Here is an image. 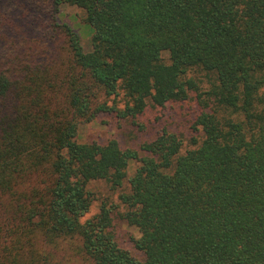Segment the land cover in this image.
<instances>
[{
  "label": "trees",
  "instance_id": "obj_1",
  "mask_svg": "<svg viewBox=\"0 0 264 264\" xmlns=\"http://www.w3.org/2000/svg\"><path fill=\"white\" fill-rule=\"evenodd\" d=\"M42 2L48 42L0 0V264H52L38 246L62 244L88 264H264V0ZM64 5L85 11L90 52ZM176 108L190 140L162 130L144 155L78 141L102 115L145 130ZM126 180L143 259L117 241V206L90 216L91 185Z\"/></svg>",
  "mask_w": 264,
  "mask_h": 264
},
{
  "label": "rangeland",
  "instance_id": "obj_2",
  "mask_svg": "<svg viewBox=\"0 0 264 264\" xmlns=\"http://www.w3.org/2000/svg\"><path fill=\"white\" fill-rule=\"evenodd\" d=\"M1 2L3 9L9 14H13L19 21L22 29L21 36L36 37L38 39L44 38L45 41H50L52 36L48 35V28L54 16H52L49 10V5H46L42 0H1ZM85 18L86 13L84 10L70 5L62 6L57 14L59 24L72 28L81 36L84 50L88 53L92 50L91 39L93 28L85 22ZM50 44L53 50L57 52V42L52 40ZM164 56L167 58L166 54ZM188 119L187 110L178 109L175 112L170 111L159 124L142 130L133 121H120L114 115H102L94 122L81 125L78 141L80 143H106L109 140L115 139L122 148L134 149L139 151L141 155H144L141 152V146L145 142L153 140L162 130L183 135L187 140H190L192 134H190L187 124ZM189 144V141L185 142V147H189ZM137 166V163L131 164L128 170V177L134 174ZM91 189L96 193L98 200L94 202L90 216L99 212L101 201L107 202L109 207L111 205L117 206L118 208L113 214L112 228L117 241L122 248L143 259V253L138 251L134 245V241L140 238L139 231L129 226L120 217V214L125 212V207L120 203L119 195L122 192L128 191V180H126L124 188L117 191L111 190L110 186L104 181L93 183ZM61 247L60 250H54L51 247L42 245L38 246L37 250L46 258H49L52 264H88L83 258H77L66 244H62Z\"/></svg>",
  "mask_w": 264,
  "mask_h": 264
}]
</instances>
